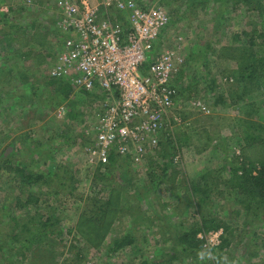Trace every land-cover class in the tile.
Here are the masks:
<instances>
[{"label": "rangeland", "instance_id": "obj_1", "mask_svg": "<svg viewBox=\"0 0 264 264\" xmlns=\"http://www.w3.org/2000/svg\"><path fill=\"white\" fill-rule=\"evenodd\" d=\"M29 1L30 4L27 3V0H0V24H5L1 22L2 14L7 15V23L10 24H14L16 21L20 24L31 23L34 16L29 15L33 14L37 4L41 2V6L43 5L45 10L36 14L38 20H36L37 18L35 20L42 25L44 23L46 29L50 27L52 19L57 20L54 11L59 0ZM137 2L144 7L158 5L166 10L169 21L155 42V49L157 51L173 49L179 52L185 64L183 65V72L185 71L182 73L183 76L175 79L179 96L172 110L173 115L179 116L182 123L172 126L169 131L173 142H176L183 132L189 135V139L186 145L180 146V149L174 151V153L180 151L174 156L179 155L181 163L178 166V160H173L174 166L171 169L168 168L167 181L159 185L160 195H164L160 200L174 202L177 198L185 195L182 186L183 180L186 179L187 184L188 182H197L198 176L209 170V176L217 185V192L210 196V199H213L212 203L205 204L203 209L191 206L186 210L187 218H192L191 222L196 223L200 228L196 233L197 237L200 233L204 234L214 230L208 220L204 222L205 214L210 213L211 216L230 225L228 233L235 237L234 240H237L238 232L241 233L237 228L242 227V222L247 217L237 203L242 196L237 190L227 186L223 180L227 179V168L232 166L233 162L237 163L238 167L251 168V164L244 159L241 151L244 144L242 141L243 120L245 118L254 119L264 125V91L247 97L246 101L242 103V107H237L238 105L233 107L230 104L235 90L234 84L232 85L233 79L226 82L224 78H229L231 70H234L236 66L233 61L219 60L216 51L222 46L231 45L235 41V35L250 31L253 26L261 29V19L257 12L248 10L241 5L234 7L229 3L219 6L217 3L209 2V5L203 9L187 10L177 17L179 1L137 0ZM14 4L23 5L26 8L25 12H20L17 19L12 18L7 7ZM172 11H174V15ZM50 17L51 19H49ZM49 20L51 21L49 22ZM54 33L55 29H53ZM53 34H49L47 38L53 45L51 51L56 54L60 48H56L55 43L58 36ZM241 39L245 40L243 36ZM27 41L28 44L23 45L21 51L32 49L33 57L49 51L48 48L40 51L33 42ZM53 42L55 43L53 44ZM206 44L208 48L205 46ZM206 48L208 53L204 56ZM198 51L203 52L199 54ZM190 52H194L197 59L187 63L186 57ZM33 57L19 59L17 66L20 69L28 68L30 74L38 79L48 77L47 69L53 61L48 59L44 64L36 65ZM13 62V59L4 60L3 55H0L2 74L0 75V88L8 87L12 89L11 96H16L18 92L22 91V88L12 78L4 82L5 73L2 72H6L14 66ZM211 79L215 80L213 82L215 87L213 86L212 91L209 87ZM37 84L41 86L39 87L40 96L29 98V101H24L23 104L14 101V98L10 96V106L5 103L0 108V141L3 140L0 142V154L2 152L4 154V156L0 155V242H4L2 252H0V264H7L4 257L8 260L12 256L14 259L8 238L10 217L16 215L23 222L32 217H35L36 220L44 219L47 213L49 215L45 204L54 208L50 209L54 211L53 214L58 219V226L63 229L65 234L63 236L64 247L55 250L50 246L48 249L51 252L50 256L55 251L56 260L60 264L75 263L73 257L78 248L82 250V257L78 264H140L142 261H156L157 264H264V238L260 237L264 233L263 225L254 228L259 235L248 234L246 241H234L230 247L220 253L221 255L217 247L205 246V236H202L197 237L202 241V245L198 251H194L195 257H191V250L182 247H177L176 251L173 250L165 257L172 250V242L170 240L162 241V236L157 229H148V231L142 227L140 229L143 231L138 232L135 246H127L111 256H107L104 246L93 248L82 244L74 226L78 215L83 211L84 202L95 197L107 199L112 192V186L114 189L118 188V185L124 186L126 187L123 189L124 192L126 190L130 192L135 186L141 187L149 184L154 186L155 177H152V171L155 175H159L157 165L162 162L160 156L162 148L155 147L139 160L127 159L124 168L117 166L119 169H113L107 175V181L102 182L96 178L97 171L104 173L106 170L105 167L99 165L98 157L92 153V150L96 146L95 135L103 112L101 103L106 98V92L101 88L83 92L82 89L72 87L69 95L58 101L54 97L46 99L43 93L47 92L48 88L42 86L41 83ZM180 88L184 89L183 93ZM0 96L2 97L1 92ZM218 96L221 101H217ZM192 101L204 103L210 108V112L203 113L197 110L191 105ZM237 108H241L240 113H236ZM70 113H75L76 117H70ZM24 134L30 139L26 143L27 146L20 139ZM164 134L163 136H166ZM162 141L164 140L162 139ZM222 141L225 143L222 144ZM11 144L16 147L15 150ZM12 151L14 153L11 155ZM33 152L37 153L33 154ZM43 156L49 157L50 160L43 161ZM259 157V153L256 155L253 149L249 160L254 161ZM21 162H28L29 169L34 172L51 164V167L57 168L55 169L59 174L68 173L66 179L68 188L59 187L58 184L61 180L56 181L57 184L52 182L50 190L42 191L40 194L38 204H25L24 201L30 192L42 190V187L39 185L27 186L22 182L19 174L12 169ZM254 166L257 167L258 164L255 163ZM239 173H242L241 169ZM171 196L173 200L170 198ZM153 198L156 199V196L152 194L146 198L147 204L144 209L148 216L153 211L157 214L161 212L160 209H157ZM125 202L123 199V204ZM164 210H166L164 212L168 217L169 225L180 229L179 221L185 213L180 210L174 211L172 206L166 207ZM124 222H126L124 218L114 221L109 228L105 244L110 241V236H115L120 226V231L124 232L126 226ZM41 240L39 245L44 247L45 239ZM17 259L19 263L23 262L20 258ZM34 264L45 263L42 258H39Z\"/></svg>", "mask_w": 264, "mask_h": 264}, {"label": "trees", "instance_id": "obj_2", "mask_svg": "<svg viewBox=\"0 0 264 264\" xmlns=\"http://www.w3.org/2000/svg\"><path fill=\"white\" fill-rule=\"evenodd\" d=\"M179 1L180 5L177 11V17L184 11L194 10L196 8H205L209 5V2L218 4L219 6L225 4H231L232 6L241 5L246 7L248 10L255 11L261 19L262 26L261 29L253 28L250 31L241 32L239 35L234 36V42L229 46H222L217 51V58L219 60L233 61L236 68L231 70L229 78H226V82L233 79L234 84V94L232 95V104L233 107H242V103L246 101L247 97H250L256 92L262 93L264 91V0H176ZM37 4L33 14L29 16H34L29 24H20L15 22L14 24L7 23L8 18L6 14H2L3 20L1 22L5 24H0V55H3V59H13L15 63L9 70L2 71L5 73L4 82L9 79H14L16 83H19L22 88L16 96H11L10 88H0L2 98L0 96V108L2 104L7 103L10 106L9 98H14V101L19 103H24L29 101V98H34L35 96H40V90L37 83L43 84L42 86L48 88L47 92L43 93L46 99H52L61 101L65 99L70 91H72V86L63 78H52V77H43L42 79L36 78V76L31 75L28 71V68L20 69L17 66L18 60L26 59L33 57L32 49L28 51H21L22 46L26 45L30 40L34 43L36 47L41 51L44 48H48V52H43V54L35 55L33 58L37 64L47 62L48 59L52 61L55 58V54L51 51V42L48 41V35L53 34V29L55 33L60 38V33L56 27L55 19L49 20L50 27L47 29L39 22L36 14L44 11L43 5ZM40 5V7H39ZM8 10L13 19H17L20 15V12H25L26 8L23 5H9L7 6ZM53 9V8H52ZM55 14V11H54ZM174 15V11H172ZM52 17V16H51ZM51 17L49 19H51ZM35 18H37L35 20ZM48 21V20H47ZM44 28V29H42ZM42 29V30H41ZM52 32V33H51ZM56 36V37H57ZM244 37L245 40H242L241 37ZM55 42H53L54 44ZM28 44V43H27ZM57 48H60L61 43L58 41L56 44ZM208 48V45H205ZM204 50V56L208 53V49ZM199 54L203 51H198ZM194 52H190L186 57L187 63L191 60L196 61ZM205 59V57H204ZM206 60V59H205ZM201 62V61H199ZM5 65V64H4ZM185 65V64H183ZM6 68V66H4ZM187 67V65H186ZM3 70V68H1ZM184 67L182 66L180 72L177 74V78L183 72ZM225 74V73H224ZM0 75L1 71H0ZM183 76V75H182ZM40 80V81H39ZM1 81V80H0ZM213 82L214 79H211L209 83L210 91L214 89ZM224 82V81H223ZM231 85V86H232ZM214 86V87H213ZM183 93L184 89L180 88ZM83 92H89L83 90ZM179 95V93H178ZM217 101H221V98L218 96ZM216 101V102H217ZM4 102V103H3ZM241 103V104H240ZM241 108L236 109V113H240ZM70 117H76L75 113H70ZM239 117V116H238ZM244 130L242 133V141L244 144L241 147L242 155L244 159L251 164V168H246L244 166L238 167L233 162L232 166L227 168L228 177L223 180V182L237 190V192L242 196V198L237 202L240 208L245 212L247 217L242 222V227L237 228L238 231H241L236 237L237 240H234L233 235H229L228 229L230 225H227L225 221L217 219L215 216H211L210 213L205 214L204 222L209 221L210 225L214 229L222 228L223 234L221 236V241L218 246L219 254L225 249L231 246V244L236 241L242 242L246 241L248 234L254 236L259 235L256 232L257 226H264V125L255 121L254 119L245 118L243 120ZM28 136L24 134L21 137V142L26 145L29 142ZM189 135L182 133L181 137L176 139V142L171 140L170 136H161L164 141H160L159 145L162 148L161 157L162 162L158 163L157 170L159 175H155L152 171L153 176L155 177L154 186L149 184L148 186H135L132 187L130 192L127 190L124 192L123 189L126 187L118 185L116 189L112 186V192L107 199L102 197L89 198L84 202L83 211L78 215L74 229L78 235V239L82 244L87 246L98 248L105 247L107 256H111L118 250H121L127 246H135L137 241V234L140 231L141 227L145 230L148 229H157L160 235L162 236V241L170 240L172 242V251H176L177 247H182L186 250H191V257H195V252L200 249L202 241L196 237V233L200 229L196 223L191 222L192 218H187L186 210L190 209L191 206H196L197 208L203 209L205 204H211L213 199H210V196L217 192V185L212 181L211 176H209V170L205 173H201L198 176L197 182H185L182 181V186L184 188L185 195L177 198L174 202L170 203V200L164 201L161 199L160 195V186L165 181H167V170L171 169L175 162H173L176 153L175 150L180 149V146L186 145ZM1 140L0 142H2ZM225 142L222 141V144ZM12 145V144H11ZM13 146V145H12ZM27 146V145H26ZM30 147V146H28ZM15 150L16 147L13 146ZM254 149L256 155L259 153V158L254 161H250L251 152ZM202 152H205V150ZM14 153L12 151L11 155ZM37 152H33L36 154ZM160 153V152H159ZM163 153V154H162ZM4 156L3 152L0 154ZM174 157V158H173ZM50 160L49 157L43 156L42 160ZM127 159L126 156H121L113 150L107 154V161L105 163H100L103 168L108 172L100 173L97 171L96 178L102 182L107 181V178L110 172L113 169L119 167L124 168L126 165ZM178 160V166L180 165V158ZM235 162L237 160L235 159ZM255 163L258 164L255 167ZM56 168V167H55ZM51 167L49 164L46 168L40 171H33L29 169L28 162H21L12 167L13 171L19 174L22 182L27 185H39L42 187V190L33 192L27 196L24 201L25 204H38L40 194L42 191L50 190L52 187V182L61 180L58 184L61 188H68L67 186V175L68 173H58V170ZM99 169V168H98ZM119 169V168H118ZM242 170V173H239V170ZM255 169V170H254ZM254 170V172H252ZM151 174V173H150ZM149 174V175H150ZM55 184V185H56ZM151 185V186H150ZM150 186V187H149ZM69 187H72L69 185ZM149 187V188H147ZM44 192V193H46ZM56 192V190H55ZM57 193V192H56ZM150 194L155 195L156 199L153 198L156 203L157 209H160V214L155 213L154 211L150 216L147 215L144 207H146V198ZM172 199V196L170 197ZM123 199L125 204H123ZM152 200V198H151ZM173 200V199H172ZM170 203V204H169ZM47 210H49V215L47 213L44 219H34L35 217L28 218L23 222L18 216L10 217V222L8 225L10 229L8 230V238L12 246V256L7 260V264H34V262L42 258L45 264H60L56 260L55 251L54 254L50 256V251L48 250L50 246L54 247L55 250L64 247L63 236L65 235L63 229L59 228V223L57 217L53 214L54 211L50 208L53 207L45 204ZM173 207L175 211H182L183 216H181L179 221V227L169 225L168 217H166L164 210L166 207ZM176 213V212H175ZM182 214V213H181ZM170 216V215H169ZM126 219L125 230L122 233L120 231L121 226L118 231H116L115 236H110V241L106 243V239L109 235V228L117 220ZM263 218V219H262ZM211 220V222H210ZM29 223H32L31 225ZM149 231V230H148ZM69 233L71 231L69 230ZM264 238V233L262 236ZM41 239H45V246L41 247L39 242ZM109 239V238H108ZM4 242H0V252H2ZM14 245V246H13ZM82 250L78 248V251L74 253V262L73 264H78L80 258L82 257ZM43 253V255H42ZM221 255V254H220ZM20 258L22 263L18 262ZM171 258V257H170ZM19 260V261H20ZM155 260V259H154ZM162 260V259H161ZM140 264H157V262H141Z\"/></svg>", "mask_w": 264, "mask_h": 264}, {"label": "built area", "instance_id": "obj_3", "mask_svg": "<svg viewBox=\"0 0 264 264\" xmlns=\"http://www.w3.org/2000/svg\"><path fill=\"white\" fill-rule=\"evenodd\" d=\"M55 9L60 33L55 44L60 41L61 46L48 77L63 78L85 91L97 87L106 92L92 150L98 162L105 163L113 149L141 159L164 133L170 136L169 129L182 123L172 110L179 96L175 79L184 59L173 49H155L168 13L137 0H59ZM191 105L210 112L202 102ZM222 234L220 227L198 237L205 236V246L214 248Z\"/></svg>", "mask_w": 264, "mask_h": 264}, {"label": "crops", "instance_id": "obj_4", "mask_svg": "<svg viewBox=\"0 0 264 264\" xmlns=\"http://www.w3.org/2000/svg\"><path fill=\"white\" fill-rule=\"evenodd\" d=\"M97 88V87H96ZM160 141H162V138H161V140ZM149 151H147L146 153H148Z\"/></svg>", "mask_w": 264, "mask_h": 264}]
</instances>
